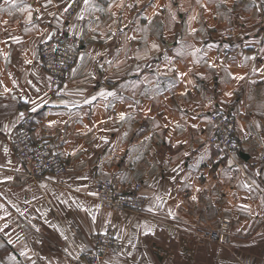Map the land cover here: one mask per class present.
Here are the masks:
<instances>
[{
  "label": "crops",
  "instance_id": "obj_1",
  "mask_svg": "<svg viewBox=\"0 0 264 264\" xmlns=\"http://www.w3.org/2000/svg\"><path fill=\"white\" fill-rule=\"evenodd\" d=\"M71 1L0 0V264H81L108 223L122 249L101 264H264V0H89L65 23ZM55 26L100 38L61 98L38 55ZM19 108L73 171L23 176ZM217 110L235 116L240 159L209 142ZM92 169L141 183L144 207L101 209Z\"/></svg>",
  "mask_w": 264,
  "mask_h": 264
},
{
  "label": "built area",
  "instance_id": "obj_2",
  "mask_svg": "<svg viewBox=\"0 0 264 264\" xmlns=\"http://www.w3.org/2000/svg\"><path fill=\"white\" fill-rule=\"evenodd\" d=\"M84 0H72L63 12V21L66 23L78 10ZM260 26L264 27V9L261 14ZM79 36L85 34L84 26L78 31ZM234 36L233 29H229L224 38ZM112 38V37H111ZM111 38L103 40L107 42ZM99 32L88 33L81 41L70 35L63 27H53L50 34L40 43L38 55L43 68L50 75L49 93L55 98H61V92L68 89V77L71 67L85 51L88 41H98ZM100 73L117 70L119 67L108 62L97 64ZM22 114V115H21ZM20 120L15 127V133L11 144L21 160L25 178L41 180L46 174L59 175L71 172L75 169L62 155L54 149L53 143L48 139L36 140L34 136L35 114L24 108L17 110ZM213 131L209 136V142L227 152L232 158L240 159L239 137L234 133L235 116L233 112L217 110L210 114ZM260 158L264 166V148ZM92 185L95 188V197L99 207L112 212L118 210L139 211L146 204L147 196L142 192L143 185L135 183L131 187L123 188L110 178L103 177L96 169L91 170ZM264 196V190L262 191ZM264 217V208L262 212ZM229 219L223 218L221 228L210 232V241L222 242L229 229ZM122 249V244L115 235V230L110 223L102 232L94 233L90 237V247L81 255V264H101L104 255L117 254Z\"/></svg>",
  "mask_w": 264,
  "mask_h": 264
},
{
  "label": "snow or ice",
  "instance_id": "obj_3",
  "mask_svg": "<svg viewBox=\"0 0 264 264\" xmlns=\"http://www.w3.org/2000/svg\"><path fill=\"white\" fill-rule=\"evenodd\" d=\"M88 2H89V0H84V3L85 4H88ZM197 2L199 3V0H197ZM66 11H67V9H65ZM29 16H30V14H29ZM154 47H155V45H154ZM29 63H30V61H29ZM235 79H243V77H234ZM229 95H230V93H229ZM22 115V114H21ZM121 118L123 119V116H121ZM10 179V178H9ZM24 253H21V255H23Z\"/></svg>",
  "mask_w": 264,
  "mask_h": 264
},
{
  "label": "rangeland",
  "instance_id": "obj_4",
  "mask_svg": "<svg viewBox=\"0 0 264 264\" xmlns=\"http://www.w3.org/2000/svg\"><path fill=\"white\" fill-rule=\"evenodd\" d=\"M209 241H210V240H209ZM210 242H211V244H214V245H218V244L220 243V242L218 243V242H215V241H213V242L210 241ZM222 243H224V242H221L220 244H222Z\"/></svg>",
  "mask_w": 264,
  "mask_h": 264
},
{
  "label": "water",
  "instance_id": "obj_5",
  "mask_svg": "<svg viewBox=\"0 0 264 264\" xmlns=\"http://www.w3.org/2000/svg\"><path fill=\"white\" fill-rule=\"evenodd\" d=\"M242 157H244V154L242 155Z\"/></svg>",
  "mask_w": 264,
  "mask_h": 264
}]
</instances>
